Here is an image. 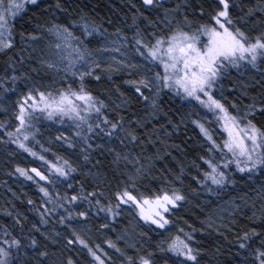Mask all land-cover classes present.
I'll return each mask as SVG.
<instances>
[{
  "label": "snow or ice",
  "instance_id": "1",
  "mask_svg": "<svg viewBox=\"0 0 264 264\" xmlns=\"http://www.w3.org/2000/svg\"><path fill=\"white\" fill-rule=\"evenodd\" d=\"M41 0H0V52H5L14 47V28L17 17L27 14L28 9H39ZM143 6L148 9L156 8L163 10V17L159 18V23L163 27L160 30L143 34L137 29L134 34L135 51L153 68L147 69L145 65L139 63H126L124 60L118 61L119 65L125 66L130 70V75H138L136 79L126 80L125 83L134 89L136 102L142 103L147 109L145 117L155 118L161 111L159 98L165 90L174 92L181 100L189 102H197V106L207 110L212 120H208L207 115L204 120L192 119L191 123L199 128L200 133L207 143L206 155H199L198 159L207 165V171L204 172L205 180L210 179L213 185H224L232 183L229 178L230 172L233 171L249 175L251 179L252 173H261L264 175V84L260 80L255 81L259 84L261 91L258 96H253L251 103L241 108L235 101L229 104L227 97L223 94L224 79L230 76L231 69H241L242 67L251 66L257 68L260 72H264V0H256L254 4H246L245 0H196L192 4L190 0H181L171 7H164L165 0H142ZM57 8L61 5L59 0L56 4ZM255 17V21L252 20ZM149 25L155 28L156 21L148 19ZM75 23V22H73ZM50 31H55L59 42L55 45L56 49H62L68 55L57 56L59 60L41 61L47 64L49 69L58 68L59 62L68 61L64 71H71L73 77H79V86L73 88L71 84L66 87L57 88L55 91L42 89L41 87H30L25 95H22L17 101L15 111V128L7 130L6 135L12 143L17 144L19 148L30 153L32 156H39L41 161H46L48 171L55 172L60 177L68 178L71 173L79 170L78 166L70 163L60 155H56V162L46 160V157L37 153L27 143L30 139L35 140L39 129L36 127L39 116H43L47 120L56 119L58 122L65 118L70 120L75 126V137L79 138L82 146V158L84 162H90V149L101 148L102 145H92L89 143V134L99 135L104 132L108 136L117 134V138L121 143L127 140L129 143L139 142L140 136L138 129H146V120L144 117L135 118V127L133 120L125 121L121 115V110L130 108L132 97L125 93L119 92L118 102H113L111 108L99 96L93 95L88 90L85 80L95 75V79H101L100 74H95L94 69L100 68V64L96 61L86 60L85 53L89 50L81 48V37L74 36L70 29L65 25H52ZM93 31H99V26L95 24L83 23L82 36L92 35ZM119 31V29H117ZM29 39H35V33H28ZM24 34L21 33L23 39ZM119 52V48L113 49ZM72 53H75L73 56ZM90 54V53H89ZM113 60L116 58L113 56ZM76 62H83L87 65L85 70L75 69ZM108 72V78L111 79L112 71H120V67L113 68V65L105 66ZM159 68L161 70H153ZM150 72L151 75L143 74ZM4 79H9L5 77ZM13 84L20 77L13 75L10 77ZM264 80V76L261 77ZM0 87H3V80H0ZM236 87V85H233ZM240 87L243 89L241 95L248 96L249 85L241 82ZM10 90V89H6ZM219 91V98L217 92ZM147 92V94H146ZM105 110H109L115 114V118L106 114ZM95 113V120L92 114ZM167 117L168 114L164 113ZM259 116V120H257ZM171 123V119L168 118ZM5 122H0V128H5ZM206 123H215L219 129L221 139L214 137L213 131L206 126ZM101 125L104 127L102 128ZM173 127H178L173 125ZM161 124L155 129H163ZM86 129V131H85ZM106 129V131H105ZM150 135V134H149ZM57 139H64V142L70 147H76L71 142V138L58 136ZM3 140V137H0ZM39 143V141H37ZM44 146L41 145V148ZM112 149H109L111 151ZM50 151V149H44ZM121 158L120 153H116V159ZM123 159L132 164L135 168L134 173L127 174L126 180H120L111 187V181H105L103 176L98 172H88L96 181L89 191L85 184L79 185V191L68 195L66 192L63 196L59 193L53 197L48 188L42 184H38L39 191L47 198V203H51L53 207H45L43 211L36 209L40 216V224H47L46 214L55 212L56 208H65V202L73 205L78 201H86L88 209L75 212L76 217L87 219L89 212L97 215L103 212L106 219L115 220L121 215V210L127 207L135 209L136 214L145 222H150L159 228H164L169 223L168 216L178 204L186 199L179 188L168 189L162 187L159 191L147 195L140 191L138 184L143 179L145 172L150 171L151 165L146 167L141 163L139 156L126 153ZM148 161L153 159H163L162 156L147 157ZM99 163V161H97ZM195 164V161H193ZM196 167L199 168L197 164ZM169 171H171L169 169ZM16 172L21 176L32 180L34 177L30 175L29 170L17 166ZM31 173L35 177H39L42 181H50L48 175H45L39 168L32 167ZM183 168L181 169V173ZM167 180V177H164ZM174 180L183 182L181 175L177 174ZM168 183H172L171 180ZM204 183V181H201ZM72 188V185H68ZM264 190V189H262ZM212 191V188H208ZM259 195V194H258ZM29 204L33 201L29 200ZM253 204V209H255ZM15 209V205H13ZM7 215L12 216L16 225L21 226L23 232V223L19 218V213L3 210ZM67 216H61L59 223L65 224L67 220L74 216L73 211L65 208ZM259 216L253 211L250 219L264 218V198H262L261 206L258 209ZM26 220L27 217H24ZM69 233L64 235L65 249L78 256L80 252L87 253L91 258V264H106V260L110 261L111 257L100 244H90L87 229L74 227L72 224L67 225ZM107 223H102L100 228L106 229ZM211 227V225H209ZM31 230L39 231L36 223L31 225ZM196 231L193 229V232ZM183 235L172 236L169 240L161 242L157 245V250L161 253H171L172 259L176 264H199L198 256L200 250L194 248L190 241L195 237L191 233L184 232ZM143 234V233H142ZM45 239H50L52 243L58 241L52 236L41 233ZM55 233V236H60ZM4 236L6 238L0 240V264H18L24 247H36L38 244L34 236L28 235V245H22V241L18 236H13L5 227ZM259 240L258 245L252 243L253 239ZM110 249H114L117 253L124 257L121 264H156V260L151 252L145 255H138L136 260L129 256L118 245L110 240L103 241ZM166 243L167 247H163ZM238 245L237 255L240 257L238 264H264V236L258 234L256 228L243 231L236 239ZM79 245V251L76 246ZM135 247V245H130ZM16 250V256L13 257L12 249ZM139 252V249H137ZM246 253V254H245ZM41 258H48L47 251L38 253ZM61 264H81L80 261L73 258L69 254L65 256ZM164 264H168L165 260Z\"/></svg>",
  "mask_w": 264,
  "mask_h": 264
},
{
  "label": "rangeland",
  "instance_id": "2",
  "mask_svg": "<svg viewBox=\"0 0 264 264\" xmlns=\"http://www.w3.org/2000/svg\"><path fill=\"white\" fill-rule=\"evenodd\" d=\"M46 1L50 0H41V3ZM70 1L59 0V3L60 5L61 3L64 5L69 4ZM124 1L127 6L125 15L122 18L119 17L121 24L107 22L104 25L91 20L87 16L78 15L75 20L69 21L67 24L59 23V17H55L53 20L47 21L39 27L36 38L31 41V45L27 49V54L22 59L21 66H18L17 70L8 76L9 79H3L6 92L5 94H0V113L3 115L0 121L7 122L5 127H8V130L15 128L17 101L22 95L28 92L30 87L53 88L61 85V83L65 85H79L78 76L73 77L71 71H64L68 61L59 62L58 68L52 69H49L47 64L41 63V61L45 60L57 62L59 60L57 56L58 52L60 56L68 55L63 48L58 50L55 47L59 42L58 37L54 30H49L54 24L65 25L74 36L81 37V48L86 47L89 50V52L85 53L86 60L96 61L100 64V68H96L93 71L95 74H100L101 79L97 81L95 75H93L86 78V80H91L94 83L103 81L107 85L118 82L121 87L135 94L134 89L130 85H127L125 81L138 78V75L129 74L136 70H130L125 66L119 65L118 61L124 60L126 63H139L145 65L147 69L153 68L150 63L145 62L135 51L133 37L137 29L143 34H148L153 31L158 32L163 27L160 25L158 17L162 18L164 13L162 9H148L144 6L145 12H142L135 5L136 0ZM138 1L143 5L142 0ZM255 2L256 0H245V3L249 5ZM145 17L156 21L155 28L148 24ZM252 20L255 21V17H252ZM85 21L90 25L95 24L99 26V31H93L92 35L87 37L82 36L83 23ZM115 48H119L120 51H114L113 49ZM72 55L74 56L75 53H72ZM113 56L116 58L115 60L112 59ZM108 64L113 65V68H121L120 71L111 72V79L108 78V72L105 68ZM86 67L87 65L83 62L75 63V69H79L80 71L85 70ZM153 70L159 71L161 69L155 68ZM230 73V76L226 77L223 81V94L227 97L229 104L235 101L237 105L243 108L244 105L251 103L253 96H258L260 93L261 87L259 84H255V81L260 80L264 84V80L261 79L264 76V72H259L249 65L239 70L231 69ZM143 74L151 75L150 72ZM13 75L20 77L15 84L10 79ZM241 82L254 85V87H249L248 96L241 95L243 91L240 87ZM233 85H236V87H233ZM116 88L119 87L116 85L112 86L110 91H106L100 97V99H103L109 104L110 108L114 106V101L118 102L119 100V92L116 91ZM119 89L120 92H123L121 88ZM217 96L219 98V91L217 92ZM175 97L174 92L164 91L159 98L162 111L155 118L145 117L147 109L144 106V112L140 116H137L136 111L133 110L132 103L130 104V108L121 110V115L124 116L125 121L133 120V117L137 119L141 117L145 118L147 131L145 129L137 130L139 133H143L140 136V140L143 143H129L127 140L121 143L120 139L117 138V135L120 134L111 137L104 132H101L99 135L89 134L91 137L89 140L90 144L103 146L89 150L90 162L83 161L81 155L82 146L79 138L74 135L76 129L70 120L65 118L63 121L58 122L56 119L47 120L43 116H39L43 117V120L41 123H36V127L39 129L36 139H30L27 143L37 153L44 155L46 160L56 162V155H60L69 160L73 165L78 166L79 170L71 173L68 178L58 176L54 170L53 172H49V166L46 161H41L39 156H32L30 153L19 148L17 144L12 143L11 140L8 141L7 150L0 153V211L8 209L9 211H13L14 214H22L18 208V204H22L35 213L37 220L34 223L38 225L39 231L52 236L58 241L57 243H52L50 239H45V236L42 235L41 238H36L38 241L37 246L25 249L23 253H26V255H21V257L30 260L34 264H61L64 259L63 255H69L70 253L64 247V235L67 234L65 229L69 232L67 225L70 223L74 227L89 230V243L100 244L111 257L110 261L106 260V264H121L124 257L104 244L103 241L105 239L114 241L118 247L126 252L127 255L132 256L134 260H136L138 255H145L142 253V250L148 248V253L151 252L153 256H158L156 264H164L165 259L161 258L160 254H166L171 262L176 264L172 259L171 253H161L157 250V245L161 244V242L169 240L172 236L179 235L180 229L182 228L174 223L176 218H181V220L185 221L189 215L193 218L200 216L198 224L200 230L212 237H220L223 239H226L228 235L242 232L241 225L243 222L257 224L264 221V218L250 219L253 211H256L257 216H259L258 209L261 206L262 198H264V190H262L264 189V175H261V173H252L251 179H249L248 174L244 176V173L238 172L240 174L238 179L230 178L233 182L228 183L222 191L218 192L216 190L219 189L220 185H213L210 179L205 180L204 173L200 174L201 179H199L196 167L200 163L198 156L194 155L193 157H189L184 146L190 149L191 143L184 140L183 145L179 144L177 138L181 131H185L188 128L200 133L199 128L191 123L192 119H200L203 121L206 115L208 120H212L213 118L210 113H207V110L198 107L195 101L189 102L186 100L188 103L185 107L186 110H181L179 106L176 107L177 110H173L171 105ZM161 101H164L165 109L162 108ZM105 111L107 115L115 118L114 113L109 110ZM164 113H167L168 116L165 117ZM95 116L96 114L93 113V120H95ZM168 118L171 119V123L168 122ZM161 124L164 125V128L159 129L157 132L155 129ZM173 125H177L178 127L174 128ZM206 126L213 131L215 138L218 140L221 139L220 133L222 129H219L215 123H206ZM101 127L103 128L104 126L101 125ZM133 127H135L134 120ZM2 129L0 128V137H2ZM58 136L71 138V142L76 147H70L69 144L64 142V139H57ZM191 142H193L192 146L202 149L206 153L208 145L201 133L198 140L192 139ZM41 145L44 147L41 148ZM44 149H50V151H44ZM109 149L112 150L109 151ZM116 153H120L121 158L119 160L116 159ZM126 153L129 154V159H131V154H135L139 156L141 163L146 167L151 165L150 171L144 173L143 179L138 184L140 191L150 195L149 191H157L154 189L155 187L159 190L162 187L168 189L179 188L186 197L170 213L166 214L169 223L164 228L161 229L156 226L161 231L158 236L152 238L148 234L149 228L146 222L140 219L135 209L130 207L122 209L121 215L116 217L113 223H109L107 219L103 218V215H97L91 211L87 219L76 217L75 212L86 210L88 206L76 207L74 204L68 205L65 202V208L74 213L72 219L67 220L65 224L59 223V218L61 216H67V213L65 208H56L55 212L45 215L48 221L47 224L39 223L40 216L36 209L43 211L45 207L51 208L53 205L47 203V198L39 191L38 184H42L48 188L53 197L57 193L63 196L66 192L70 196L74 191H79V185L81 183L85 184V187H88L87 189L91 191V186L96 183L93 177L88 175V172L91 171L101 174L106 182L111 181L110 186L115 188L118 181L126 180L127 174L134 173L135 171L134 166L123 159ZM157 154L162 156L163 159L148 161L147 157H155ZM193 161H195V164ZM17 166L28 169L34 179L29 180L27 177L21 176L16 172ZM32 167L39 168L45 175H48L51 183L35 177V174L30 172ZM182 168L183 172L181 173ZM105 169H108L107 174H105ZM177 174L181 175L182 183L173 179ZM164 177H167V180ZM169 180L172 183H168ZM201 181H204V183H201ZM69 184L72 185V188L68 187ZM200 184L204 187H201ZM197 186L199 187L198 190H196ZM209 187L212 188V191H208ZM29 200L33 201V203L29 204ZM253 204L256 206L255 209H253ZM13 205H15V209H13ZM24 217L22 214L19 218L23 219ZM102 223H107V229L109 230L106 231V229L100 228ZM63 227L66 228L64 229ZM57 232L61 234L58 237L55 236ZM130 245H135V247H130ZM163 247L166 248L167 244L164 243ZM79 248L80 246L77 245V251H79ZM137 249H139V252ZM40 251H47L49 254L48 258L39 257L38 253ZM71 255H73L74 259L80 261L81 264H91V258L88 257L86 251L80 252L78 256L75 252L71 253ZM168 264L171 263L168 262Z\"/></svg>",
  "mask_w": 264,
  "mask_h": 264
},
{
  "label": "trees",
  "instance_id": "3",
  "mask_svg": "<svg viewBox=\"0 0 264 264\" xmlns=\"http://www.w3.org/2000/svg\"><path fill=\"white\" fill-rule=\"evenodd\" d=\"M181 2V0H165L164 7H170L175 5L176 3ZM192 4H195L196 0H190ZM57 0H50L44 3L40 2L39 9L36 8H29L26 15L22 17H17L15 20V28H14V47L10 50L0 53V80H3L4 77L10 76L13 71L17 70L18 66H21L22 59L27 54V49L31 45V41L33 39L28 38V33H35L37 35L39 27L50 20H53L55 17H59L58 21L61 24H67L69 21H73L76 19L78 15H84L89 17L91 20L100 22L106 25L107 22L112 24H121L120 18L125 15V9L127 4L124 0H71L69 4L61 3V7H56ZM125 4V5H123ZM135 5L141 10L145 12L143 5L138 0L135 1ZM21 33L24 34L23 39L21 38ZM260 68H264V65H260ZM255 70L259 71L257 68ZM260 72V71H259ZM229 82V81H225ZM85 84L89 91L93 93L95 96H103V93L106 91H110L112 86H118L121 90L129 97H132V106L133 110L136 111L137 116H140L144 112V105L142 103L136 102L135 94H132L125 88L121 87L118 82L115 84L107 85L103 81L100 82H93L91 80H85ZM69 85V84H68ZM73 88L78 87V84H71ZM67 85L61 83V85L49 88V87H41L42 89L52 90L55 91L57 88L66 87ZM108 88V89H107ZM4 82L3 87H0V94L4 93ZM186 105H188L186 100H181L178 96L173 99V104L171 108L173 110H177L176 107L179 106L181 110H186ZM161 106L165 109L164 101H161ZM0 118H3L2 113H0ZM259 116H257V120H259ZM43 117H39L37 123H41ZM3 122V121H0ZM6 126V125H5ZM8 127L2 129V137L3 140H0V153L4 152L8 148V141L10 140L7 135L6 131ZM200 138V133L194 131L190 128L186 129L185 131H181L178 135L177 142L179 144H184V140L186 142H190V149L187 146H184L188 152L189 157H193L194 155H206V153L202 149H198L192 146L191 140H198ZM207 165H205L202 161L199 163V168L197 167V172L199 175V179H201L200 174L207 171ZM230 176L229 178L238 179L240 174L232 169L229 170ZM108 173V169H105V174ZM247 174H244V176ZM243 179V178H242ZM228 183L224 185H220L219 189L216 190L222 191ZM201 185V184H200ZM201 187H204L201 185ZM88 188V187H87ZM191 188V187H190ZM195 188V187H193ZM155 190L159 191L157 187L154 188ZM199 187H196L198 190ZM149 190V189H148ZM149 194H153V192L149 191ZM76 207L80 206H88L86 201H78L74 203ZM19 210L22 212L23 216L27 217L25 220L24 218L21 219L23 223V232L21 231V226L16 225L15 221L13 220L12 216L7 215L5 212L0 211V240L6 238L4 236L5 227L7 230L11 232L13 236H18L21 241L22 245H28L29 241L27 239L28 235L34 236L35 238H41V232L31 230V225L37 220L35 213L30 211L28 208L24 207L22 204H18ZM100 215H103L104 219H106V214L101 212ZM187 216V215H186ZM190 216V217H189ZM187 216L186 220L183 221L181 218H176L174 223L178 224L184 232L191 233L192 236L195 237L194 240L190 241L194 248L200 250V254L198 256L199 264H238L240 257L236 254L238 245L236 244L237 237L243 232L248 231L251 228H256L259 235L264 236V221L252 224L251 222L242 223L241 230L238 234L228 235L226 239L220 237H212L211 235H207L200 230L199 224V217L193 218L191 215ZM99 220V219H98ZM108 222L113 223V220L107 219ZM147 227L149 228L148 234L152 236H158L161 231L156 225L151 224L150 222H146ZM64 229L66 227H63ZM193 229L196 231L193 232ZM109 230L106 228V231ZM67 233V229H65ZM179 235H183V233L179 232ZM252 243L254 245L259 244V240L254 238ZM30 247V246H29ZM28 247H24L26 249ZM13 257L16 256V250L13 248ZM142 253H148V248L143 249ZM71 254V253H69ZM246 254V253H245ZM65 255V254H64ZM63 255V256H64ZM65 257V256H64ZM160 257L167 260L171 264V260L166 256V254H160ZM155 260H157L158 256H154ZM138 262V261H137ZM18 264H34L30 260H24L19 258Z\"/></svg>",
  "mask_w": 264,
  "mask_h": 264
},
{
  "label": "bare ground",
  "instance_id": "4",
  "mask_svg": "<svg viewBox=\"0 0 264 264\" xmlns=\"http://www.w3.org/2000/svg\"><path fill=\"white\" fill-rule=\"evenodd\" d=\"M28 248H30V247H28ZM26 249H27V248H26ZM24 250H25V249H23V250H22V252H24ZM64 256H67V254H65ZM64 258H65V257H64ZM20 259L27 260L26 258H24V257H21V256H20Z\"/></svg>",
  "mask_w": 264,
  "mask_h": 264
}]
</instances>
